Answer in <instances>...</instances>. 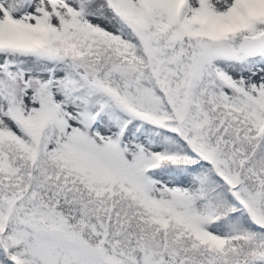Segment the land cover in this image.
<instances>
[{"label":"snow or ice","instance_id":"1","mask_svg":"<svg viewBox=\"0 0 264 264\" xmlns=\"http://www.w3.org/2000/svg\"><path fill=\"white\" fill-rule=\"evenodd\" d=\"M0 264H264V0H0Z\"/></svg>","mask_w":264,"mask_h":264}]
</instances>
